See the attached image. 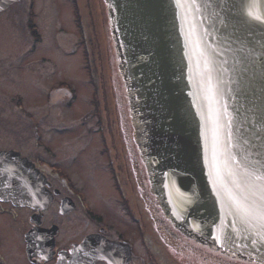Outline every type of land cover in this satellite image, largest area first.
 Segmentation results:
<instances>
[{"label":"flooded vegetation","instance_id":"af4514ba","mask_svg":"<svg viewBox=\"0 0 264 264\" xmlns=\"http://www.w3.org/2000/svg\"><path fill=\"white\" fill-rule=\"evenodd\" d=\"M57 1L49 0L40 14L39 0H0V15L17 16L27 43L25 53L1 65L0 264H264L214 244L165 213L162 185L153 182L147 136L136 118L134 85L124 78L111 6L107 0H65L68 10ZM63 10L65 22L71 20L78 34L71 53L80 50L90 91L68 78L56 79L52 43L51 56L40 53L47 37L41 17L54 22V13ZM70 60L64 70L83 83L77 68L72 69L76 59ZM57 105L62 115L78 116V124L97 136H88V142L67 136L66 119L56 124ZM61 146L67 152L59 153ZM98 159L111 189L102 172H96L102 182L87 175L88 167L98 168ZM108 189L116 208L109 203L113 199H105ZM153 195L162 214L152 213ZM216 255L236 260L219 262Z\"/></svg>","mask_w":264,"mask_h":264},{"label":"water","instance_id":"95a60500","mask_svg":"<svg viewBox=\"0 0 264 264\" xmlns=\"http://www.w3.org/2000/svg\"><path fill=\"white\" fill-rule=\"evenodd\" d=\"M249 2L179 0L178 7V0H107L165 213L216 245L264 262V220L238 212L204 162L216 120L237 160L264 164V24L248 18ZM203 47L217 53L220 95L211 103L196 64Z\"/></svg>","mask_w":264,"mask_h":264},{"label":"snow or ice","instance_id":"6c2138e0","mask_svg":"<svg viewBox=\"0 0 264 264\" xmlns=\"http://www.w3.org/2000/svg\"><path fill=\"white\" fill-rule=\"evenodd\" d=\"M179 7V0L177 3ZM195 7V5H193ZM246 15L256 23L264 24V3L262 0H250ZM216 52L203 47L200 49L196 61L200 68V81L202 91L209 102L215 101L220 95L219 80L216 78ZM216 120L212 123V138L210 144L206 138L205 164L209 168V177L214 185H219L228 196L236 210L248 217L258 216L264 220V164L259 161L252 162L247 157L237 160L228 147V136L221 141ZM223 157V168L219 164V157Z\"/></svg>","mask_w":264,"mask_h":264},{"label":"rangeland","instance_id":"374dc122","mask_svg":"<svg viewBox=\"0 0 264 264\" xmlns=\"http://www.w3.org/2000/svg\"><path fill=\"white\" fill-rule=\"evenodd\" d=\"M53 1L55 2V0H52V2ZM57 3H62V4L67 5L68 10H69L70 6H69L68 1L58 0ZM37 4H38L37 7L39 8V10L41 12L40 14H42V12H46V9L48 8V4H50V3H49V0H39V2ZM51 14H53V12H49L50 17H51ZM68 14L71 17L70 11L68 12ZM54 15H55V21L54 22L51 19L50 20L47 19L46 17H44V18L41 17V22H40L41 30L43 32V35L44 36L47 35V37H46L45 48L43 46L44 44H42V48L40 50V53L45 54V55L50 54V56H51L52 54L49 52H52V50H48V48L50 49V44L52 43L53 55H54L53 58H55V61L58 64V67L55 71L56 79L68 78V79L72 80L73 83L77 87H79L80 89L83 88V84H84L86 86V90L90 91V86L86 83L87 77H86L85 70H83L82 65H81V64H83V56L81 55L80 50H78L77 53H75L77 55H73V53H71V51L74 47V41L78 37L77 36L78 34L75 33V28L73 26V23L71 22V20H70L69 24H67L65 22V15H66L65 10H63L62 12H59V14L56 12V13H54ZM54 15L52 17L53 19H54ZM105 15H106V13H105ZM17 20H18L17 16H15L14 20H12L11 17H8V15H4V14L2 16L0 15V75H2L5 71L1 65H3L8 59H10V56L15 57V58H17V57L19 58V55L22 54V52L25 53V51L27 49V43L24 42L22 33H20L19 28H17V23H15V22H17ZM58 20H60L61 22H58ZM61 26L66 27L68 32H61L59 29ZM85 28H86L87 33H88V29L90 30L89 23H88V27L85 24ZM104 29H105V26H104ZM51 31H52V33H50ZM48 32H49V34H48ZM107 35H108V33H107ZM105 38H106V34L104 33L103 34V40H105ZM25 57H29V56L26 55ZM70 58L76 59V65L74 67L72 66V69L77 68L78 73L81 76V79H83L82 80L83 83H81L80 81H75L74 78L71 77V75L69 73H67L66 70H64V67H65L64 63H67V64L70 63L72 65ZM18 63H19V65H22L24 63V61H21V63L20 62H18ZM105 67H108V69H111L110 64H109V66L105 64L104 69H105ZM36 71H38V70H36ZM41 74H43V73H41ZM32 77L34 78L33 75H31L29 78L32 79ZM86 97H89V93H87ZM83 104H84L83 109L85 110V112L86 113L89 112L90 107H89V105L85 104V98H84ZM54 109L57 110V113H56L57 114V116H56L57 117L56 118V124L57 125L63 124L60 121V119L62 121L66 119L65 123L69 126V131H70L67 134V136H83V137H81V140H84L87 142L89 140L88 136L90 138L97 136L95 133H93V132L90 133L85 128L81 127V124H78L79 123L78 118H77L78 116L74 117V116H72V114L70 117L67 115H62V110L60 109L59 105H57ZM65 112H66V110H65ZM89 122L91 124V121H89ZM75 141H77L75 139V137H71V142H75ZM67 143H70V142H67ZM75 144H76V142H75ZM63 145H64V143H63ZM94 148L95 147L92 148V151L94 150ZM58 150H59V153H61V154H63L64 152H67L66 148L64 146H61ZM92 151H90L89 156L91 158L92 157L94 158V153ZM96 163H98V164H96L98 168H95L94 167L95 165H93L92 167H88V169H87V173H88L87 175H88L89 179L92 181L102 182L101 178L99 176L96 177V172L100 171L106 176L105 177L104 175H102L104 178H106L107 184H109V189H111L110 180L108 178L109 177L108 173L106 172V170L103 169V167L100 163V159H98V161H96ZM90 168H92V170ZM92 171H94L95 173L94 172L92 173ZM111 192L112 191L109 190L108 193L107 192L104 193L105 199H107V201L110 200V198L111 199L114 198V192H112V193ZM154 197L155 196L153 195L152 205H151L152 213L153 214H156V213L162 214L163 210H162V208H160L157 200ZM109 203H111L113 205V207L116 208V205L114 203V199H113V201H110ZM215 260L219 261V262L220 261H231V260H233L235 262L236 258L235 259H229V258L226 259L224 257H220V256L216 255ZM230 264H233V263H230Z\"/></svg>","mask_w":264,"mask_h":264}]
</instances>
